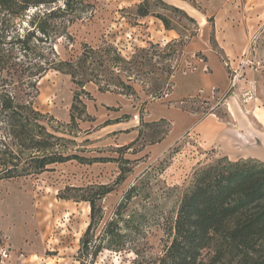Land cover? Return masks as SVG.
Instances as JSON below:
<instances>
[{"label": "rangeland", "instance_id": "obj_1", "mask_svg": "<svg viewBox=\"0 0 264 264\" xmlns=\"http://www.w3.org/2000/svg\"><path fill=\"white\" fill-rule=\"evenodd\" d=\"M141 1L100 0L92 16L88 14L69 27L72 40L56 39L53 48L63 59L78 53L82 42L93 47L113 45L125 59L136 56V64L130 63L131 71L123 70L124 63L115 70L125 80L130 78L134 82L136 93L102 92L92 82L82 88L74 84L69 75L56 70H48L38 78L35 105L43 113L59 121L68 120L72 95L78 92L86 111L93 117L91 121L79 123L77 137L64 135L61 128L54 133L74 137L79 143L86 140L77 151L81 155L113 159L55 163L38 175L0 179V264H134L137 260L146 263L158 256L171 239L170 222L180 197L192 186L194 172L219 156L215 149L199 145L193 129L173 140L185 120L180 122L174 117L178 114L172 110L154 106L152 112L171 116L173 123L166 119L167 122L154 125L141 123L157 121L149 116L151 104H174L198 116L215 114L225 124H232L229 102L240 106L251 122H254L253 110L264 109V0H164L185 11L194 22L173 10L152 5V11L170 19L173 28L169 29L154 15L138 16L135 5ZM22 26V32L24 27H29L27 22ZM163 29L173 30L178 36L165 38ZM229 29H232L231 34H226ZM191 32L196 33L194 36L200 43L208 42L216 52L226 68L228 87L222 92L214 91L209 96L188 97L183 101H166L167 93L158 97L146 95L147 90L159 84H163L161 88L166 92L172 79L170 73L194 66L193 56H185L192 38L187 39V36ZM217 37L220 43L223 39L239 41L240 50L223 51ZM180 38L187 39L182 54L175 43L167 45ZM141 48L147 51L138 50ZM202 54L201 50L195 51L196 59H202ZM8 77L4 68L0 71V84ZM259 113L264 119L262 112ZM124 114L129 117L103 125L105 120ZM208 121L212 119L207 118L202 124ZM52 123L57 125L55 121ZM122 128L129 130L120 132ZM154 129L166 133L152 135ZM132 141L133 144L126 147ZM120 175L122 180L118 178ZM134 183L139 185L140 194L126 205L128 212L133 211L140 231L128 232L126 249L104 248L95 258H78L79 240L89 222L90 210L88 202L79 199L96 192L100 185L111 188L98 200L104 213L101 228L112 216L126 189ZM100 228L95 231L94 240ZM133 246L140 255L130 250Z\"/></svg>", "mask_w": 264, "mask_h": 264}, {"label": "trees", "instance_id": "obj_2", "mask_svg": "<svg viewBox=\"0 0 264 264\" xmlns=\"http://www.w3.org/2000/svg\"><path fill=\"white\" fill-rule=\"evenodd\" d=\"M99 1L0 0V71L6 68V75H10L9 82L6 79L0 84V179L38 175L55 163L113 159L77 152L86 142L79 143L74 138L80 132L79 123L93 119L78 92L72 95L66 121L56 120L35 105L39 93L36 83L48 70L69 75L71 81L82 88L92 82L102 92L136 93L134 82L130 78L125 80L115 71L121 63L125 64L123 70L131 71L130 63L136 64V56L125 59L113 45L93 47L82 42L78 53L63 59L53 48L58 37L72 40L69 27L88 14L92 16ZM152 5L173 10L194 22L185 11L164 0H142L135 5L137 15H154L162 20L165 28H173L169 18L151 10ZM23 22L29 27H24L22 32ZM195 34L191 32L187 39ZM187 39H174L167 45L175 43L182 54ZM138 50L147 51L146 48ZM202 59L205 60L203 54ZM172 75L170 73L169 78ZM172 84L170 79L166 92L161 88L163 84L155 85L146 95L161 96L170 91ZM128 117L124 114L105 120L103 125ZM54 121L57 125H53ZM157 122L167 121L163 118L149 123L141 121L147 125ZM59 128L64 135L74 137L56 135L54 131ZM165 133L152 131V135ZM74 146L78 147L73 150ZM118 178L122 180L123 177ZM138 187L134 183L126 189L112 216L101 228L104 213L98 200L111 188L100 185L96 192L79 199L87 201L90 210L89 222L79 240L78 258H95L104 248L114 251L127 248L128 232L140 231L133 211L128 212L126 205L140 194ZM169 227L171 239L164 250L146 263L137 260L134 264H264V162L255 158L229 160L220 156L200 166L194 172L191 188L180 197ZM97 228L100 230L94 240ZM130 250L140 255L136 247Z\"/></svg>", "mask_w": 264, "mask_h": 264}, {"label": "crops", "instance_id": "obj_3", "mask_svg": "<svg viewBox=\"0 0 264 264\" xmlns=\"http://www.w3.org/2000/svg\"><path fill=\"white\" fill-rule=\"evenodd\" d=\"M164 30L166 34L165 38H175L177 33L173 30ZM232 29H229L226 34H231ZM198 35V34H197ZM218 35V33H217ZM218 42L220 41L217 37ZM228 43V44H227ZM219 47L227 52L240 50V42L235 43L228 42L227 40L219 42ZM201 50L205 57V60L195 57V51ZM186 57L193 56L194 66L187 70H176L172 75L173 85L169 92H167L164 100L166 101H183L185 98H193L195 96H209L214 91L222 92L228 87V77L226 68L220 61L216 52L209 46L208 42L200 43L196 36H193L186 48ZM154 106L159 108H166L172 110V112L178 115L174 116L177 119L184 118L185 121L181 123V127L178 130L176 140L183 132H187L189 129L195 130L197 134L199 145L202 148L215 149L216 156H226L229 160H237L241 158H255L260 161H264V119L258 114L262 112L264 115V109L252 112L254 116L251 122L244 114L240 106H232L229 102L228 111L231 114L232 124H225L215 114H206L204 116H198L196 112L183 110L179 106L166 105L164 103L151 104L149 110V116L152 120H158L160 118L166 119L173 123L169 116H160L161 113L152 112ZM155 111V110H154ZM159 112V111H158ZM163 114V113H162ZM166 115V113L164 114ZM168 115H170L168 113ZM173 116V115H172ZM211 118L212 122L208 121V124H202V122ZM121 123V122H119ZM211 124V126H209ZM198 128V131L196 130ZM126 130L124 128L119 131ZM129 130V129H127ZM164 140V139H163ZM165 141V140H164Z\"/></svg>", "mask_w": 264, "mask_h": 264}, {"label": "built area", "instance_id": "obj_4", "mask_svg": "<svg viewBox=\"0 0 264 264\" xmlns=\"http://www.w3.org/2000/svg\"><path fill=\"white\" fill-rule=\"evenodd\" d=\"M254 89V88H253ZM254 92V91H253Z\"/></svg>", "mask_w": 264, "mask_h": 264}]
</instances>
